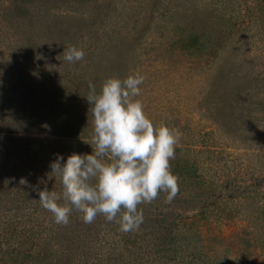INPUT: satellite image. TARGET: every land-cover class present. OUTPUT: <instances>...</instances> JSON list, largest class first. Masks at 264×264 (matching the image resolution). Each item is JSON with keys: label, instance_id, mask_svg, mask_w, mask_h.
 Instances as JSON below:
<instances>
[{"label": "rangeland", "instance_id": "obj_1", "mask_svg": "<svg viewBox=\"0 0 264 264\" xmlns=\"http://www.w3.org/2000/svg\"><path fill=\"white\" fill-rule=\"evenodd\" d=\"M14 1L0 0V77H16L9 99L1 100L5 111L25 106L30 94L27 107L37 113L51 96L68 98L77 84L95 80L99 91L106 78L139 72L145 80L136 99L146 117L181 133L175 148L184 147L197 175L191 191L170 203L160 193L148 205L193 207L186 213L197 218L196 243L218 264H264L258 219L264 215V0H18V11L11 10ZM196 12L213 24L208 36L191 41L182 36L185 15ZM214 42L218 52L211 57ZM69 45L84 51L83 60L64 59ZM188 45L195 55L181 53ZM23 72L32 76L22 87ZM70 104L78 105L76 112L82 102L72 97ZM56 116L55 133L35 132L34 142L2 144L0 151L19 164L91 154L93 128L76 129ZM44 121L39 128L49 130ZM185 163L170 160L172 170ZM140 209L145 212L144 204Z\"/></svg>", "mask_w": 264, "mask_h": 264}, {"label": "trees", "instance_id": "obj_2", "mask_svg": "<svg viewBox=\"0 0 264 264\" xmlns=\"http://www.w3.org/2000/svg\"><path fill=\"white\" fill-rule=\"evenodd\" d=\"M17 1H14L11 10L20 9ZM185 18L189 27L184 29L182 36L191 41L197 37H206L211 32L210 26L213 23L208 14L187 13ZM215 45L216 42L208 47V55L211 57L218 52ZM193 47L184 46L181 53L195 55ZM21 75L19 77L23 87L26 78L32 76V73L23 72ZM15 78L11 74L0 77V146H26L35 141L34 137H29L35 132L55 133L56 127L61 126L55 121L54 114L58 120L64 119L76 129L78 126H82L83 131L93 128L92 117L88 114L90 105L85 97L89 91V82L96 86L95 80L77 84L75 92L68 98L51 96L49 99L53 101L45 103L47 109L42 106L37 113L27 107L31 101V95L28 94L25 106L9 113L5 111L1 100L9 97L8 90L14 85ZM72 97L82 102L81 109L76 112L74 108L78 105L70 104ZM57 98L61 99L58 103ZM42 118L47 119L44 122L49 130L39 128ZM73 118L78 119L75 121ZM88 146L92 150L90 144ZM179 147L175 148V158L184 157L186 163L178 170L171 171L180 177L178 194H185L191 191L189 183L197 175L192 172L194 166L190 163L191 158L181 154L184 147ZM17 159L9 158L0 151V264H218L196 243L200 233L198 221L195 216H187L186 213L194 208H185L182 202L157 208L145 203V218L139 226L144 231L150 228L145 234L134 231L118 234L112 227H115V223L108 222L102 215L97 216L93 223L85 224L75 211L70 214L66 226L54 223L51 213L40 205L37 191L33 189L43 190L46 187L49 191L59 193L60 178L51 173V163L42 158L26 164H19L23 160ZM21 178L26 179L31 187L21 185ZM197 197L192 195L193 200ZM204 210L202 208L200 212ZM258 219H261L264 230V215ZM99 222L102 228L96 232Z\"/></svg>", "mask_w": 264, "mask_h": 264}, {"label": "clouds", "instance_id": "obj_3", "mask_svg": "<svg viewBox=\"0 0 264 264\" xmlns=\"http://www.w3.org/2000/svg\"><path fill=\"white\" fill-rule=\"evenodd\" d=\"M84 51L69 45L63 51L69 63L81 61ZM145 77L139 72L102 81L100 90L91 82L85 97L93 120L91 154L69 155L65 162L57 155L51 173L60 178L61 191L46 187L37 191L40 205L51 213L56 224L67 225L70 214H80L85 224L102 215L120 231L138 230L143 210L165 193V203L178 194L179 178L171 171L170 160L181 133L146 117L140 96ZM19 183L31 187L26 179ZM62 202V203H61Z\"/></svg>", "mask_w": 264, "mask_h": 264}]
</instances>
